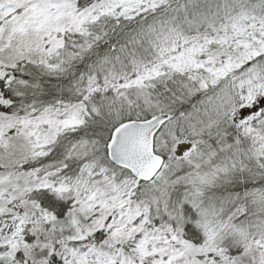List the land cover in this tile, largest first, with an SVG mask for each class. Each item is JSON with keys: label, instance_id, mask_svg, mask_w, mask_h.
<instances>
[{"label": "snow or ice", "instance_id": "obj_1", "mask_svg": "<svg viewBox=\"0 0 264 264\" xmlns=\"http://www.w3.org/2000/svg\"><path fill=\"white\" fill-rule=\"evenodd\" d=\"M0 264H264V0H0Z\"/></svg>", "mask_w": 264, "mask_h": 264}]
</instances>
